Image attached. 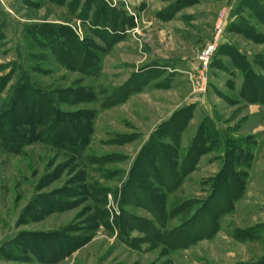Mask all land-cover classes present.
<instances>
[{
	"label": "rangeland",
	"instance_id": "obj_1",
	"mask_svg": "<svg viewBox=\"0 0 264 264\" xmlns=\"http://www.w3.org/2000/svg\"><path fill=\"white\" fill-rule=\"evenodd\" d=\"M244 1L0 0V264H264Z\"/></svg>",
	"mask_w": 264,
	"mask_h": 264
},
{
	"label": "trees",
	"instance_id": "obj_2",
	"mask_svg": "<svg viewBox=\"0 0 264 264\" xmlns=\"http://www.w3.org/2000/svg\"><path fill=\"white\" fill-rule=\"evenodd\" d=\"M97 2V0H93V1H91V2H89L90 4H94V2ZM255 0H245L244 1V7H248V8H250V10L251 11H255V4L256 5H258V3L257 2H259V0H256L255 2H254ZM85 2L87 3V5H89V3H88V1L87 0H85ZM100 4V2H98V4L97 5H99ZM82 11V10H81ZM85 15V14H84ZM84 15H82V16H84ZM238 68V67H237ZM243 70V69H242ZM250 73H251V75L253 76V77H255L256 76V74L255 73H253V72H251L250 71ZM201 127V126H200ZM199 130H200V128H199ZM196 137H197V135L195 136V138H194V140L192 141V143L196 140ZM190 144V146H189V148L188 149H186V148H183L182 147V149H186V150H184L183 152H185V154L186 155H189V153L190 152H193V150H194V148H195V145H193V144ZM179 147V145H177V148ZM182 153V152H181Z\"/></svg>",
	"mask_w": 264,
	"mask_h": 264
},
{
	"label": "built area",
	"instance_id": "obj_3",
	"mask_svg": "<svg viewBox=\"0 0 264 264\" xmlns=\"http://www.w3.org/2000/svg\"><path fill=\"white\" fill-rule=\"evenodd\" d=\"M216 47L215 46H211L209 47L207 50H205L204 52H202L201 57H200V61L202 64V74L201 76L205 77L207 76L208 73V66L210 63V60L212 58V56L214 55L213 53L215 52Z\"/></svg>",
	"mask_w": 264,
	"mask_h": 264
}]
</instances>
